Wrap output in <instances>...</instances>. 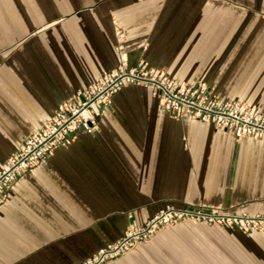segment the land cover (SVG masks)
I'll return each mask as SVG.
<instances>
[{
	"label": "crops",
	"instance_id": "crops-1",
	"mask_svg": "<svg viewBox=\"0 0 264 264\" xmlns=\"http://www.w3.org/2000/svg\"><path fill=\"white\" fill-rule=\"evenodd\" d=\"M145 60L264 111V0H0V167L27 136L119 63ZM264 215V139L164 110L126 83L0 203V264H76L166 204ZM106 264H264V229L166 227Z\"/></svg>",
	"mask_w": 264,
	"mask_h": 264
},
{
	"label": "built area",
	"instance_id": "built-area-1",
	"mask_svg": "<svg viewBox=\"0 0 264 264\" xmlns=\"http://www.w3.org/2000/svg\"><path fill=\"white\" fill-rule=\"evenodd\" d=\"M115 32L118 65L77 91L71 99L61 102L51 118L33 130L19 149L7 158L0 167V203L18 179L53 155L57 148L70 145L78 132L97 131L102 110L111 104L114 94L126 83L151 87L159 105L175 118L188 114L211 122L218 129L232 130L237 138L264 139V111L258 105L221 98L209 83L178 80L165 70L150 66L145 60L129 66L125 33L118 25ZM186 222L243 232L264 229L262 214L233 213L222 205L211 203L166 204L144 223L131 220L120 238L76 264H106L127 254L139 243L149 241L161 229Z\"/></svg>",
	"mask_w": 264,
	"mask_h": 264
},
{
	"label": "rangeland",
	"instance_id": "rangeland-1",
	"mask_svg": "<svg viewBox=\"0 0 264 264\" xmlns=\"http://www.w3.org/2000/svg\"><path fill=\"white\" fill-rule=\"evenodd\" d=\"M166 228V227H165ZM159 232V231H158Z\"/></svg>",
	"mask_w": 264,
	"mask_h": 264
}]
</instances>
